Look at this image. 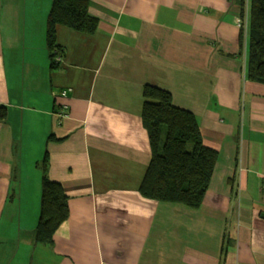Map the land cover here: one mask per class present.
I'll return each instance as SVG.
<instances>
[{
  "label": "crops",
  "instance_id": "1",
  "mask_svg": "<svg viewBox=\"0 0 264 264\" xmlns=\"http://www.w3.org/2000/svg\"><path fill=\"white\" fill-rule=\"evenodd\" d=\"M51 4L0 0V264H264V83L246 74L249 0H91L98 29L58 25L57 68ZM147 84L192 111L220 153L197 209L140 191ZM46 154L70 205L52 244L35 240Z\"/></svg>",
  "mask_w": 264,
  "mask_h": 264
},
{
  "label": "trees",
  "instance_id": "2",
  "mask_svg": "<svg viewBox=\"0 0 264 264\" xmlns=\"http://www.w3.org/2000/svg\"><path fill=\"white\" fill-rule=\"evenodd\" d=\"M90 3L91 0H52L46 22L52 68L60 64L55 61L56 54L61 52L57 45L58 25L84 33L97 31L99 20L90 13ZM248 20L247 78L264 83V0H249ZM143 97L142 118L149 133L151 159L140 191L151 199L197 209L210 187L220 153L204 143L197 116L174 105L170 91L147 84ZM4 115V109L0 108V117ZM69 216V196L60 182L50 179L46 154L42 160L36 242L52 244L55 232Z\"/></svg>",
  "mask_w": 264,
  "mask_h": 264
},
{
  "label": "built area",
  "instance_id": "3",
  "mask_svg": "<svg viewBox=\"0 0 264 264\" xmlns=\"http://www.w3.org/2000/svg\"><path fill=\"white\" fill-rule=\"evenodd\" d=\"M62 60V57L60 56V54H56L55 56V61L56 62H60ZM68 89H65L62 91L61 95L62 96H66L68 93ZM62 109L58 112V116H59V121L61 122L62 119L66 118L69 116V106L64 105L61 107Z\"/></svg>",
  "mask_w": 264,
  "mask_h": 264
}]
</instances>
